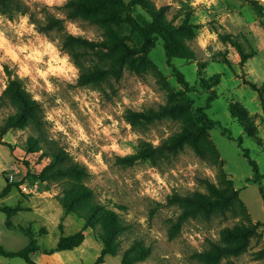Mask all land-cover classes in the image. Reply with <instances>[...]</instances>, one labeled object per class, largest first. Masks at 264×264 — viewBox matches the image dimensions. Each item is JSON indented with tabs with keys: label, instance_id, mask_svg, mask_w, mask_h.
Returning a JSON list of instances; mask_svg holds the SVG:
<instances>
[{
	"label": "rangeland",
	"instance_id": "1",
	"mask_svg": "<svg viewBox=\"0 0 264 264\" xmlns=\"http://www.w3.org/2000/svg\"><path fill=\"white\" fill-rule=\"evenodd\" d=\"M21 1L28 8L27 14L13 18L0 14V95L8 82V66L13 75L23 79L33 98L39 97L48 136L88 168L87 184L96 201L118 213L126 230L120 254L103 255V243L91 227L84 229L85 220L65 214L58 200L61 186L33 177L50 159L40 152L27 153L32 131L15 129L0 138V206L22 212L11 217L9 228L6 214L0 211V246L19 251L29 244V237L17 229L19 226L33 231L42 250L54 249L62 236L84 229L79 247L59 252L60 257L37 251L31 255L32 260L37 264H122L124 250L140 241L150 247L151 253L135 264H199L194 254L207 249L211 242H220L224 228L260 222L247 251L220 264H264V196L260 190L264 177L254 181L253 167L244 156L247 150L264 175V109L260 90L252 87L264 88V0H257L261 11L244 0H151L157 9H165L174 25L189 18L196 31L189 42L196 60L173 59L169 64L159 39L146 52L145 60L141 57L144 53L135 55L138 72L125 67L121 74L96 86L79 84L80 70L62 49V40L74 35L100 42L104 39L102 30L86 21L67 18L63 8L66 0L51 6L45 0ZM133 14L150 21L139 6ZM51 16L64 19L62 32L39 30ZM239 48L249 54L246 62ZM85 64L92 63L85 59ZM69 66L76 69L75 75L68 71ZM175 70L184 75L191 88L183 96L188 102L184 116L196 125L219 123L205 134L211 148L205 145V156L201 157L186 146L177 156L156 166L148 161L133 166L119 164L118 158L132 155L140 142L159 146L182 130L184 119L164 118L146 129L133 128L126 120L128 110H158L180 100L184 87ZM201 81L210 82L212 88H203ZM212 90L216 98L207 108ZM231 101H239L248 109L257 129L256 138L249 137L232 117ZM12 112L9 107L1 109L0 123ZM203 180L217 186L231 181L239 191L243 212L235 202L226 216L214 214L209 220L192 218L180 223L181 210L170 204L169 198L205 192ZM8 186L10 191L3 195ZM174 224H180V228L171 237ZM0 264L28 263L0 256Z\"/></svg>",
	"mask_w": 264,
	"mask_h": 264
},
{
	"label": "trees",
	"instance_id": "2",
	"mask_svg": "<svg viewBox=\"0 0 264 264\" xmlns=\"http://www.w3.org/2000/svg\"><path fill=\"white\" fill-rule=\"evenodd\" d=\"M252 2L258 11L261 5L257 0H244ZM139 6L150 17V21L140 20L133 14L134 8ZM66 16L72 20H83L102 30L103 40L100 42L90 41L80 36L66 35L62 40V49L67 52L74 64L80 70L79 84L82 86L99 85L110 76L122 73L123 68L138 72L139 65L135 62V55L144 53L141 57L145 60L146 52L155 47L156 42L161 39L169 64L173 59L196 60V53L190 46V41L196 37L195 27L190 24L189 18H185L180 25L170 22L164 8L157 9L151 0H66L63 6ZM28 8L21 0H0V14L13 18L15 15H25ZM42 32L64 30V19L51 16L39 25ZM243 61L246 62L249 54H245L240 48ZM85 59L91 61V65L85 64ZM8 76L6 88L0 95V110L9 107L13 110L0 123V138L9 130L30 129L32 133L28 137L27 153H41L49 158V163L40 173L33 177L36 180L47 183H56L61 186L58 200L65 214H74L85 220L84 229L91 227L95 236L103 245V255L117 256L122 247V236L126 227L121 217L114 210L95 199L94 191L87 184L90 176L88 168L76 162L67 150L50 138L46 131V120L40 102L33 98L24 85V81L18 75L5 67ZM179 83L184 87L180 92L182 96L175 103L161 106L160 109H151L147 112H135L128 110L127 122L137 129H146L150 125L164 118L184 119L182 130L163 141L159 146L147 142H140L132 155L118 158V163L123 166H133L139 161H148L156 166L161 161L169 160L177 156L186 146H191L201 157H204L205 145L209 148L208 140L205 138L207 131L219 125L218 122L210 121L209 124L196 125L184 112L188 107L187 100L183 97L190 85L184 75L175 70ZM214 80V79H213ZM218 83L217 79L214 81ZM201 86L211 89L210 82L201 81ZM252 87L260 90L264 109V88ZM216 98L212 90L206 107H210ZM229 110L232 117L236 118L243 126L247 135L256 138L257 129L253 123L248 109L239 101H231ZM205 117V114H201ZM227 133V130L224 129ZM232 139V136L229 135ZM241 144L242 141L240 140ZM244 156L253 167L254 181L259 182L264 175L259 172L257 163L252 160L247 150ZM206 191H195L192 194H174L169 198L172 205L181 210L180 223L192 218H205L209 220L214 214L227 215L234 207L235 202L241 207L242 202L238 198L239 191L235 190L232 182L225 186H217L209 180H203ZM6 188L3 195L10 191ZM264 196V187H260ZM0 211L6 214V225L12 227L11 217L18 211L15 207L8 205L0 206ZM258 222L241 223L234 227H227L221 231L220 242H211L209 247L202 252L194 254L199 264H220L224 259L240 255L247 251L250 240L255 234ZM180 224H174L171 228V237L179 230ZM30 239L29 244L19 251H7L0 246V256L6 258H21L28 264H37L32 260L31 254L42 251L46 255L57 252L69 251L79 247L83 240V231L68 236H62L54 249L42 250L34 233L29 228L17 227ZM151 253L150 247L144 246L142 242L135 241L122 253V264H135L144 261ZM235 264V263H232Z\"/></svg>",
	"mask_w": 264,
	"mask_h": 264
},
{
	"label": "clouds",
	"instance_id": "3",
	"mask_svg": "<svg viewBox=\"0 0 264 264\" xmlns=\"http://www.w3.org/2000/svg\"><path fill=\"white\" fill-rule=\"evenodd\" d=\"M45 3H47L48 5H53V4H59V5H62V4H64L65 3V0H45ZM24 23H27V17H25L24 18ZM3 37V34L2 33H0V38H2ZM67 60H68V58L67 57H65V59H64V63L65 64H67ZM61 71H63V69H61ZM68 71L69 72H72L73 73V75H75V73H76V69L74 68V67H72V66H69L68 67ZM24 74H27V69H25L24 70ZM43 75V74H42ZM35 99H39V97H35ZM49 118H51V117H49Z\"/></svg>",
	"mask_w": 264,
	"mask_h": 264
},
{
	"label": "crops",
	"instance_id": "4",
	"mask_svg": "<svg viewBox=\"0 0 264 264\" xmlns=\"http://www.w3.org/2000/svg\"><path fill=\"white\" fill-rule=\"evenodd\" d=\"M1 146V145H0ZM12 196H10L9 198H7V199H10ZM0 202H2V201H0ZM20 213L22 212V211H19ZM6 220V219H5ZM0 244H2V239H1V237H0ZM36 253V252H35ZM35 253H32L31 255H33V254H35ZM53 257H60V253L59 252H57V253H54V256Z\"/></svg>",
	"mask_w": 264,
	"mask_h": 264
}]
</instances>
